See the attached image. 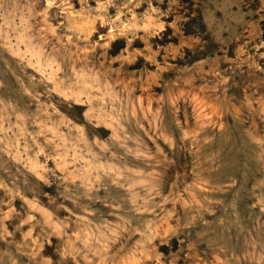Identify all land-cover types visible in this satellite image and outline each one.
I'll use <instances>...</instances> for the list:
<instances>
[{"label": "rangeland", "instance_id": "1", "mask_svg": "<svg viewBox=\"0 0 264 264\" xmlns=\"http://www.w3.org/2000/svg\"><path fill=\"white\" fill-rule=\"evenodd\" d=\"M0 264H264V0H0Z\"/></svg>", "mask_w": 264, "mask_h": 264}]
</instances>
